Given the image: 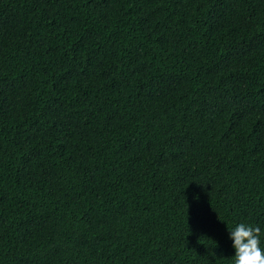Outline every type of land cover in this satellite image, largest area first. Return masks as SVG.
<instances>
[{"label":"trees","instance_id":"obj_1","mask_svg":"<svg viewBox=\"0 0 264 264\" xmlns=\"http://www.w3.org/2000/svg\"><path fill=\"white\" fill-rule=\"evenodd\" d=\"M238 223L264 0H0V264H234Z\"/></svg>","mask_w":264,"mask_h":264},{"label":"clouds","instance_id":"obj_2","mask_svg":"<svg viewBox=\"0 0 264 264\" xmlns=\"http://www.w3.org/2000/svg\"><path fill=\"white\" fill-rule=\"evenodd\" d=\"M229 233L235 249L234 264H264V249L260 247L261 229L258 226L238 223L229 229Z\"/></svg>","mask_w":264,"mask_h":264}]
</instances>
